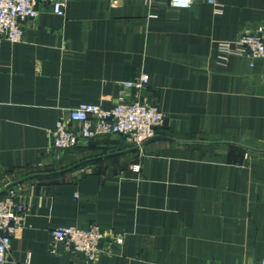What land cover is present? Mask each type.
<instances>
[{"label":"crops","instance_id":"obj_1","mask_svg":"<svg viewBox=\"0 0 264 264\" xmlns=\"http://www.w3.org/2000/svg\"><path fill=\"white\" fill-rule=\"evenodd\" d=\"M54 1L40 0L23 41L0 37V184L27 210L3 264H259L264 57L221 44L264 25V0H64L63 17ZM141 73L166 115L159 139L48 148L81 103L134 100ZM90 224L106 233L94 263L52 235Z\"/></svg>","mask_w":264,"mask_h":264},{"label":"built area","instance_id":"obj_2","mask_svg":"<svg viewBox=\"0 0 264 264\" xmlns=\"http://www.w3.org/2000/svg\"><path fill=\"white\" fill-rule=\"evenodd\" d=\"M216 3V0H206ZM40 0H0V37L17 43L24 40V23L34 20L38 14ZM176 9L191 8L194 0H169ZM53 12L63 17L65 1L56 0ZM224 53H248L253 57H264V25L257 32H246L235 41L221 44ZM150 76L141 73L131 84L135 99L122 97L116 105L105 108L97 104L81 103L69 112L68 118L60 117L49 133L50 150H67L77 147L82 140H95L109 135H118L135 146H142L153 138L159 127L163 126L166 115L156 103L142 96L149 86ZM27 210L20 204L19 191L8 187L3 191L0 184V264L8 261L12 238L23 225ZM53 237L62 243L72 254L94 263L101 251L106 233L97 224L86 227L63 225L53 230ZM116 243H124L122 237ZM259 264H264L262 259Z\"/></svg>","mask_w":264,"mask_h":264},{"label":"water","instance_id":"obj_3","mask_svg":"<svg viewBox=\"0 0 264 264\" xmlns=\"http://www.w3.org/2000/svg\"><path fill=\"white\" fill-rule=\"evenodd\" d=\"M157 139H159V137H153V138L149 139L148 141L157 140ZM148 141H146V142H148ZM146 142H145V143H146ZM145 143H144V144H145ZM144 144H143V145H144Z\"/></svg>","mask_w":264,"mask_h":264},{"label":"rangeland","instance_id":"obj_4","mask_svg":"<svg viewBox=\"0 0 264 264\" xmlns=\"http://www.w3.org/2000/svg\"><path fill=\"white\" fill-rule=\"evenodd\" d=\"M48 139H49V137H48Z\"/></svg>","mask_w":264,"mask_h":264}]
</instances>
